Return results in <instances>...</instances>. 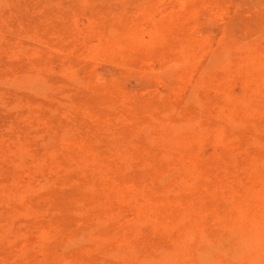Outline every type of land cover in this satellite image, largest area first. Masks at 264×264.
Segmentation results:
<instances>
[{
	"label": "rangeland",
	"instance_id": "obj_1",
	"mask_svg": "<svg viewBox=\"0 0 264 264\" xmlns=\"http://www.w3.org/2000/svg\"><path fill=\"white\" fill-rule=\"evenodd\" d=\"M0 215V264H264V0H0Z\"/></svg>",
	"mask_w": 264,
	"mask_h": 264
},
{
	"label": "bare ground",
	"instance_id": "obj_2",
	"mask_svg": "<svg viewBox=\"0 0 264 264\" xmlns=\"http://www.w3.org/2000/svg\"><path fill=\"white\" fill-rule=\"evenodd\" d=\"M258 60V59H257ZM258 63V62H257ZM251 65V64H250ZM263 65V64H262ZM247 67V66H246ZM252 68H250L249 70H248V68H247V70L248 71H250ZM256 74V73H255ZM34 178V177H33ZM17 181V180H16ZM29 182V181H28ZM27 182V183H28ZM13 185V184H12ZM22 185V184H21ZM28 185V184H27ZM28 187V186H27ZM2 189V188H1ZM25 189H26V187H25ZM11 190V189H10ZM27 190V189H26ZM19 193V192H18ZM6 196V195H5ZM10 196V195H9ZM8 197V196H7ZM6 199V198H5ZM10 199H12V196L10 197ZM15 199H16V197H15ZM3 202V201H2ZM13 208V207H12ZM17 210V209H16ZM20 212V211H19ZM10 214H13V212L12 213H10ZM9 214V215H10ZM21 214V213H20ZM27 215V214H26ZM1 216V215H0ZM23 216V215H22ZM7 217V216H6ZM15 217V216H14ZM241 223V222H240ZM253 224V223H252ZM242 227V226H241ZM241 229V228H240ZM7 230V229H6ZM1 233V232H0ZM6 233V232H5ZM243 233V232H242ZM4 234V233H3ZM250 234V233H249ZM237 235V234H236ZM247 235V234H246ZM243 238V237H242ZM122 245H123V243H122ZM238 246V245H237ZM178 259V258H177ZM177 261V260H176ZM182 261V260H181ZM177 263V262H176ZM182 263V262H181ZM173 264V263H172Z\"/></svg>",
	"mask_w": 264,
	"mask_h": 264
}]
</instances>
